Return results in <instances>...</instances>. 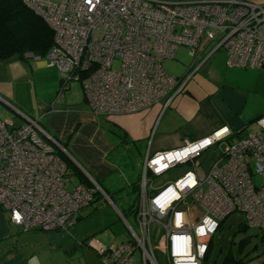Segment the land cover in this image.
Wrapping results in <instances>:
<instances>
[{"label": "built area", "instance_id": "2783aa9c", "mask_svg": "<svg viewBox=\"0 0 264 264\" xmlns=\"http://www.w3.org/2000/svg\"><path fill=\"white\" fill-rule=\"evenodd\" d=\"M23 1L54 33L45 60L59 74L55 100L79 83L94 116L134 115L162 101L167 107L217 52L226 54L228 68H264V6L249 1ZM180 47L189 51L192 66L179 79L168 76L162 64ZM255 122L256 132L227 143L207 172L195 160L227 142V128L148 156L136 217L139 233L130 229L133 239L100 245V264H159L155 249L166 264H202L219 224L236 212L249 227L264 231V115ZM55 148L63 152L36 120L20 126L0 121V207L22 231L68 232L97 193L106 196L95 184L68 190L70 180ZM188 164L191 169L174 182L148 192L147 176L161 177ZM195 206L200 217L192 212ZM152 229L161 233L155 248Z\"/></svg>", "mask_w": 264, "mask_h": 264}, {"label": "crops", "instance_id": "0c3cea01", "mask_svg": "<svg viewBox=\"0 0 264 264\" xmlns=\"http://www.w3.org/2000/svg\"><path fill=\"white\" fill-rule=\"evenodd\" d=\"M243 1L264 6V0ZM226 61V54L219 52L211 61L205 62L189 79L184 90L165 108L162 101L142 113L98 117L91 114L88 106V113L68 110L55 97L49 108L33 102L25 105L24 96H32L37 81L51 82L57 90L59 74L57 69L47 66L45 57L30 58L28 55L22 60L10 59L0 64V108L5 107L12 114L0 109V121L11 122L14 126L22 125L26 119L38 121L51 138L59 141L64 148L63 153L90 185L95 184L103 193L110 195L130 191L134 200L131 187L138 183L140 190L144 162L148 156L200 141L222 128L228 129L229 139L235 142L249 133L248 127L264 115V109H260L254 100L251 102L256 89L264 83V68L259 72L228 68ZM191 66L192 63L181 77L188 74ZM15 118L19 120L18 125H15ZM138 143H146L144 155L136 147ZM133 147L136 152L131 161L128 158ZM68 179V190L80 183L76 176L69 174ZM132 203L123 209L126 217L133 216L130 211ZM79 216L76 225L68 232L83 244L94 234L88 236L91 226L86 229L87 233L80 232L78 226L83 217L82 214ZM133 218L136 221V216ZM125 224L130 231L132 228L126 221ZM19 230L22 231L9 222V213L0 207V264H42L38 259L40 254L37 255L32 247V237L23 241ZM129 240L104 243L95 238L90 241L93 247L89 243L88 248L98 254L100 245H115ZM64 251L67 255L68 251L65 248ZM50 264L54 262L50 261Z\"/></svg>", "mask_w": 264, "mask_h": 264}, {"label": "rangeland", "instance_id": "374dc122", "mask_svg": "<svg viewBox=\"0 0 264 264\" xmlns=\"http://www.w3.org/2000/svg\"><path fill=\"white\" fill-rule=\"evenodd\" d=\"M217 53H215L209 60L211 61ZM191 63L192 56L189 54V51L184 47H180L175 53V58L164 61L162 68L168 76L180 79L183 78L181 76L187 71V67ZM113 68L114 70H118V62L114 63ZM246 70H254L255 72L260 71L257 69ZM262 82H264V80H262ZM58 90L59 85L56 90V88L52 87L51 82L37 81L35 92L32 93V96L31 94L24 96L25 105L29 106V102H33V104L49 108L51 106L50 104L54 100V97H56ZM255 92L256 93H254L251 97V102L254 100L255 104L260 106V109H264V83H262V86L260 85ZM57 102H62L63 106H66V108L68 107V110L78 109L80 112H89L87 105L83 102V91L79 83H72L69 89L64 92V99L58 100ZM0 109L6 110L12 114L11 111L3 106ZM98 120L100 121L101 119L98 118ZM100 122H102V120ZM18 124L19 120L15 118V125ZM156 126L157 124L155 125L153 131H155ZM247 130L250 132H256V122L254 121V123L251 124ZM136 147L140 148L141 153L144 155L146 143H138ZM226 148V142L211 147L195 160L196 165H201L204 172H207L212 162L215 161L216 158L220 157ZM135 152L136 150L133 147L129 158L125 157V159L127 160V158H133ZM137 159L138 161L140 160V158ZM131 161L133 160L131 159ZM191 166V164H188L176 167L157 178H153L150 175L147 176L146 182L148 192L174 182L187 170H190ZM254 183L255 185H260L261 177H254ZM139 192V195H141V191ZM129 193L130 191L124 194L118 193L110 195L104 192L106 196L102 194L95 196L90 206H88L86 210L84 208L80 211V214H82L83 217L81 224L78 226L80 232L87 233L86 229L91 226L89 227L90 233L88 236L90 237L94 234V237L87 239V241H83L84 244H81V240L77 241L74 238V235L70 232L63 231L42 232L30 230L22 232L19 230V236L22 237L23 241L26 237H32V247H34L33 249H35L37 255L40 254L38 259H40L42 264H50V261L54 262V264H100V258L98 259L99 255L96 254V251L88 248L91 240L96 238L100 242L104 243H119L127 240L128 238L133 239L125 221L137 234L139 233L133 216L124 217V221L120 213L123 212L125 207H129L133 201V196ZM138 212L139 206L135 215L136 217ZM192 212L196 214L197 217H200L201 215L200 209L196 206L193 207ZM242 223H244V216L238 212L233 213L223 222L222 230L217 232L212 239L211 254L207 259V262L204 264H221L223 258L228 254L244 259L250 264H261L264 262V239H262V235H264V233L254 227H249L243 232L236 233L239 225ZM160 235V232L157 234L156 232H153V229L150 231V240L154 248L157 246ZM90 246L93 247L91 243ZM64 248L68 251L67 255H65ZM154 251L158 263L166 264L165 257L158 250L155 249ZM137 257L138 254L135 255V258ZM135 264H140V262L136 261Z\"/></svg>", "mask_w": 264, "mask_h": 264}, {"label": "trees", "instance_id": "16d2710c", "mask_svg": "<svg viewBox=\"0 0 264 264\" xmlns=\"http://www.w3.org/2000/svg\"><path fill=\"white\" fill-rule=\"evenodd\" d=\"M53 44V31L39 15L25 5L23 0H0V64L10 59L22 60L28 55H33L35 58H44L52 48ZM54 140L61 146V148H63L57 139ZM229 142H231V138L228 139L226 143ZM54 150L66 168L67 178L69 177V174L71 176H76L80 182L79 184L90 186L88 181L74 167L66 155L59 149L55 148ZM139 191V184H133L131 192L135 197L132 206L130 207V211L134 217L138 211L140 201ZM99 195L100 194L98 193L96 194V196ZM120 213L123 217H126L124 212ZM226 219L219 224L216 233L222 230L223 222ZM247 228H249V226L244 220V223L239 225L236 233L243 232ZM261 232L264 233L262 230ZM213 237L210 239L208 250L202 264L207 262V259L211 254ZM262 239H264V235H262ZM221 264L250 263L246 262L244 259L228 254L223 258ZM261 264H264V262Z\"/></svg>", "mask_w": 264, "mask_h": 264}, {"label": "water", "instance_id": "95a60500", "mask_svg": "<svg viewBox=\"0 0 264 264\" xmlns=\"http://www.w3.org/2000/svg\"><path fill=\"white\" fill-rule=\"evenodd\" d=\"M27 57V56H26ZM30 58H33V55H30Z\"/></svg>", "mask_w": 264, "mask_h": 264}, {"label": "flooded vegetation", "instance_id": "af4514ba", "mask_svg": "<svg viewBox=\"0 0 264 264\" xmlns=\"http://www.w3.org/2000/svg\"><path fill=\"white\" fill-rule=\"evenodd\" d=\"M186 86V85H185Z\"/></svg>", "mask_w": 264, "mask_h": 264}]
</instances>
